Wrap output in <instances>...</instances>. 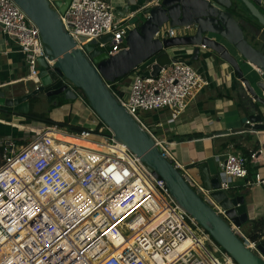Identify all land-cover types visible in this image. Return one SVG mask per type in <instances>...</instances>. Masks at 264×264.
I'll return each instance as SVG.
<instances>
[{"label": "built area", "instance_id": "2783aa9c", "mask_svg": "<svg viewBox=\"0 0 264 264\" xmlns=\"http://www.w3.org/2000/svg\"><path fill=\"white\" fill-rule=\"evenodd\" d=\"M131 16L118 19L112 0H71L66 11L60 12L79 47L85 50V42L94 39L109 54L127 47L130 26L126 20ZM0 25L24 54L27 79L39 85L38 58L43 56L51 67L54 61L38 26L15 0H0ZM107 34L112 37L100 41ZM176 34L177 30L164 25L156 35L163 39ZM153 63L146 61L131 73L126 98L113 92L163 154L184 170L142 115L168 108L178 118L209 80L179 57L161 66L156 76L151 74ZM107 83L111 88L114 82ZM74 89L91 109L90 120L96 127L67 132L53 124L35 131L21 144L10 141L3 145L0 264H238L178 203L166 181L115 138L84 92ZM245 122L255 123L249 118ZM93 134L103 136L104 141L90 140ZM88 142L96 146L86 145ZM258 152L251 151L249 158L227 152L219 159L220 188L229 191L233 180L245 177L247 164L258 159ZM191 179L198 193L224 214L205 185ZM256 183L263 184L264 177L257 174ZM232 226L248 246L256 248V241Z\"/></svg>", "mask_w": 264, "mask_h": 264}, {"label": "water", "instance_id": "95a60500", "mask_svg": "<svg viewBox=\"0 0 264 264\" xmlns=\"http://www.w3.org/2000/svg\"><path fill=\"white\" fill-rule=\"evenodd\" d=\"M36 23L46 52L54 61L51 67L43 56L40 63V84L22 95L8 96L0 91V107L14 112L19 119L30 112V99L44 93L48 100L64 97L78 98L74 88L84 92L90 107L114 132L115 138L128 146L156 177H162L178 203L190 213L238 264H264V240L256 241V248L248 246L232 224L241 228L248 220L245 196L231 195L220 188L219 173L211 175L208 165L200 167L205 187L223 209L219 213L188 182L172 159L163 154L151 134L127 111L107 82L131 74L146 61L154 60L151 74L156 76L161 66L177 60V53H188L192 47L193 60L226 61L254 99L264 108V29L256 27L254 20L264 26V0H148L138 13L127 19L130 26L125 37L127 47L109 54L88 39L84 48L70 35L61 20L71 0H15ZM129 7L125 12L127 15ZM140 13V14H139ZM237 13L242 17H237ZM168 25L183 33L161 39L156 34ZM254 30L258 43H252L244 28ZM112 34L103 36L107 41ZM242 61L261 72L257 93L245 77ZM253 126L264 129V111L251 115Z\"/></svg>", "mask_w": 264, "mask_h": 264}, {"label": "crops", "instance_id": "0c3cea01", "mask_svg": "<svg viewBox=\"0 0 264 264\" xmlns=\"http://www.w3.org/2000/svg\"><path fill=\"white\" fill-rule=\"evenodd\" d=\"M147 2L148 0H112V5L117 18L123 19L125 16L136 15L139 8ZM127 7L129 11L125 15ZM236 15L243 16L240 13ZM253 22L256 27L264 29L258 21ZM244 30L252 43H258L252 28L246 26ZM175 55L203 71L209 84L178 118L174 119L170 109L164 108L149 112L146 116L149 119L147 123L166 141L176 160L184 165V170L181 171L203 185L200 169L203 163L208 165L210 174L215 175L220 172L218 160L225 158L227 152L244 154L246 151H259L258 159L247 164L246 176L231 182L229 192L231 195L245 196L248 220L241 227L242 233L251 241H257L251 238L254 234H259L258 239L264 240V183H256L257 174L264 177V129H247L245 122L246 119H251L253 113L264 111V108L260 104L259 108L256 107L244 82L228 62L193 60L192 47L188 49V53ZM239 61L245 77L255 86L261 79V72L241 58ZM27 75L24 54L19 51L17 42L5 34L0 25V91H5L8 96L22 95L34 87L33 81L28 80ZM124 81L130 89L131 80ZM121 88L124 90L123 86ZM59 99H64V102L59 104ZM30 102L31 111L46 113L54 121L71 125L85 127V122L90 121L92 116L89 106L79 97L72 100L58 97L50 101L44 93H40L31 98ZM46 126L49 125L44 121L28 119L26 116L25 119H17L14 112L7 113L0 107V147L3 149V145L10 141L21 144L19 141L32 137L35 131ZM61 128L71 132L67 127ZM192 134L199 136L187 137ZM260 149L263 152L260 153Z\"/></svg>", "mask_w": 264, "mask_h": 264}, {"label": "trees", "instance_id": "16d2710c", "mask_svg": "<svg viewBox=\"0 0 264 264\" xmlns=\"http://www.w3.org/2000/svg\"><path fill=\"white\" fill-rule=\"evenodd\" d=\"M127 75L117 78L114 83L111 85V88L113 91H115L116 93H118L119 95L123 96L124 95V90L123 88H121L122 86H119L118 82L122 81L123 79H126ZM116 82V83H115ZM88 101V100H87ZM64 99H59V104L63 103ZM255 105L257 108H259V103L255 102ZM7 113H11V111L9 110H5ZM26 117L29 119H37V120H42L44 121L46 124L48 125H53V124H58L60 127H67L71 132H78L81 131L82 129H84L85 127L82 126H78V125H71V124H67L66 122H58V121H54L53 119H51L46 113H39V112H34L31 111L29 112L28 115H26ZM194 136H199V134H192V135H188V138H193ZM19 142H23L22 140ZM3 153V149L0 147V154L2 155ZM244 155L246 157H250L251 152H244ZM249 164V163H248ZM260 237L259 234H254L251 236L252 240H259L258 238Z\"/></svg>", "mask_w": 264, "mask_h": 264}, {"label": "rangeland", "instance_id": "374dc122", "mask_svg": "<svg viewBox=\"0 0 264 264\" xmlns=\"http://www.w3.org/2000/svg\"><path fill=\"white\" fill-rule=\"evenodd\" d=\"M53 1H55V0H53ZM195 67H196V66H195ZM196 68H197V67H196ZM200 72H202V74L205 76V74H204L203 71L200 70ZM126 79H127V81H130V80H131V74L127 75ZM124 80H125V79H123V80L119 83V85H121V86L124 87V95H123V96H124V98H126V97L129 95V90H130V89H129L128 84L125 83ZM254 88L256 89L257 93H259V94H262V93H263L262 88H261L260 86L257 85V82H256ZM77 90H78L79 92H81V90H80L79 88H78ZM86 99H87V98H86ZM148 113H149V112H146V113H144V115H142V119H143L144 121H146V122H149V119L146 117ZM89 120H90V119H89ZM36 123H38V122H36ZM41 123H43V122H41ZM85 127H86V128L96 127V124H95V123H92L91 120H90V121H86V122H85ZM59 137H60V136H59ZM90 140H93V141H95V142H102V141H104V137L101 136V135L93 134V135L90 137ZM2 159H3V158H2V155L0 154V164L2 163Z\"/></svg>", "mask_w": 264, "mask_h": 264}, {"label": "bare ground", "instance_id": "6f19581e", "mask_svg": "<svg viewBox=\"0 0 264 264\" xmlns=\"http://www.w3.org/2000/svg\"><path fill=\"white\" fill-rule=\"evenodd\" d=\"M58 137H59V135H57ZM66 139H69L70 141H72V142H82V143H84L83 141H79V140H77V139H74L73 137H69V138H66ZM86 145H90V146H96V145H94V144H92V143H90V142H88V143H86ZM186 178H187V180H188V182L198 191V188H197V186H196V183L194 182V181H192V179L189 177V175L188 174H186ZM199 192V191H198Z\"/></svg>", "mask_w": 264, "mask_h": 264}]
</instances>
